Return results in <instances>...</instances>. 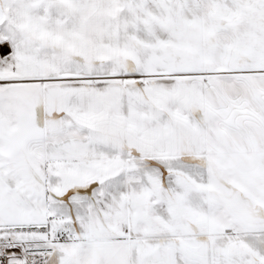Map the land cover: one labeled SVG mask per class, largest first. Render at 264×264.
Listing matches in <instances>:
<instances>
[{
  "label": "snow or ice",
  "instance_id": "6c2138e0",
  "mask_svg": "<svg viewBox=\"0 0 264 264\" xmlns=\"http://www.w3.org/2000/svg\"><path fill=\"white\" fill-rule=\"evenodd\" d=\"M0 264H264V0H0Z\"/></svg>",
  "mask_w": 264,
  "mask_h": 264
}]
</instances>
